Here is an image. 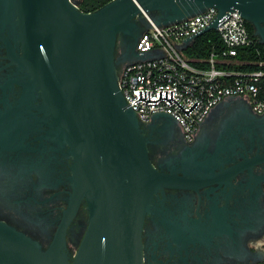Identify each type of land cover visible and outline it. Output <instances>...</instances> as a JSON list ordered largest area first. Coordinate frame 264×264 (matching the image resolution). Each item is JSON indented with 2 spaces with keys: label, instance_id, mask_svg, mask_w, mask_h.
I'll return each mask as SVG.
<instances>
[{
  "label": "water",
  "instance_id": "water-1",
  "mask_svg": "<svg viewBox=\"0 0 264 264\" xmlns=\"http://www.w3.org/2000/svg\"><path fill=\"white\" fill-rule=\"evenodd\" d=\"M209 8L218 10L216 20L185 40L183 50L216 30L231 11L239 12L264 45V0H112L92 13L82 12L75 0H0V40L22 77L21 102L29 112L32 100L39 101L34 109L46 138L67 150L73 181L68 209L47 249L0 221V264H143L142 226L154 193L212 185L231 193L262 188L264 137L248 148L236 142L239 138L218 145L217 152L233 158L232 166H214L198 179L160 172L150 159L144 124L118 85L119 38L133 50L130 62L147 57L137 51L141 34L150 27L144 15L156 26H168ZM158 118L176 122L166 114L151 120ZM83 200L89 222L71 260L66 231ZM181 249L171 251L179 256Z\"/></svg>",
  "mask_w": 264,
  "mask_h": 264
},
{
  "label": "flooded vegetation",
  "instance_id": "flooded-vegetation-1",
  "mask_svg": "<svg viewBox=\"0 0 264 264\" xmlns=\"http://www.w3.org/2000/svg\"><path fill=\"white\" fill-rule=\"evenodd\" d=\"M139 27L143 31L144 23ZM132 51L118 39L115 57L121 69L130 63ZM21 78L0 40V221L45 250L73 193L72 160L66 149L46 138L47 129L34 109L39 101L32 100L29 112L22 104ZM144 130L150 137V159L160 172L198 179L214 166H232L233 158L217 152L218 145L239 138L236 142L248 148L261 140L264 114H256L242 99L230 98L210 113L192 142L168 118L150 120ZM259 172L264 175V169ZM259 189L231 193L212 185L154 193L142 226L143 264H264V183ZM88 222L83 200L66 231L71 260ZM176 246L183 248L179 256L172 252Z\"/></svg>",
  "mask_w": 264,
  "mask_h": 264
},
{
  "label": "built area",
  "instance_id": "built-area-1",
  "mask_svg": "<svg viewBox=\"0 0 264 264\" xmlns=\"http://www.w3.org/2000/svg\"><path fill=\"white\" fill-rule=\"evenodd\" d=\"M218 14L209 8L168 26H156L144 15L150 27L141 34L137 51L147 57L128 63L118 76L119 88L141 123L156 114L169 115L192 142L201 124L227 99H242L256 114H264V59L239 58L255 42L238 11L219 20L214 31L221 48L214 47L208 57L190 59L182 49L185 40L203 32Z\"/></svg>",
  "mask_w": 264,
  "mask_h": 264
},
{
  "label": "trees",
  "instance_id": "trees-1",
  "mask_svg": "<svg viewBox=\"0 0 264 264\" xmlns=\"http://www.w3.org/2000/svg\"><path fill=\"white\" fill-rule=\"evenodd\" d=\"M79 9L84 13H92L102 8L112 0H75ZM249 32L254 39L252 47L243 49L240 52L239 58L259 60L264 59V45L259 42V39L254 35L253 27L247 23ZM214 47L221 48L218 33L214 30L209 31L200 37L196 38L195 42L185 50V54L190 59L208 57ZM257 51L260 55H257ZM243 69H248L244 67Z\"/></svg>",
  "mask_w": 264,
  "mask_h": 264
}]
</instances>
